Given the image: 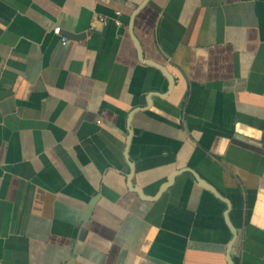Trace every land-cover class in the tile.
Masks as SVG:
<instances>
[{"label": "crops", "instance_id": "0c3cea01", "mask_svg": "<svg viewBox=\"0 0 264 264\" xmlns=\"http://www.w3.org/2000/svg\"><path fill=\"white\" fill-rule=\"evenodd\" d=\"M0 264H264V0H0Z\"/></svg>", "mask_w": 264, "mask_h": 264}, {"label": "built area", "instance_id": "2783aa9c", "mask_svg": "<svg viewBox=\"0 0 264 264\" xmlns=\"http://www.w3.org/2000/svg\"><path fill=\"white\" fill-rule=\"evenodd\" d=\"M119 13H120L119 10H116V11H115V14H116V15H118ZM100 18H101L102 20H105L107 17H106V16H101ZM113 20H114V22H116L117 24L120 23V20H119L118 18H116V17H113ZM52 31H53L54 33H57V34H61V28H60V26H58V25L54 26V27L52 28ZM66 39H67V37L63 35V36H62V41L64 42Z\"/></svg>", "mask_w": 264, "mask_h": 264}, {"label": "water", "instance_id": "95a60500", "mask_svg": "<svg viewBox=\"0 0 264 264\" xmlns=\"http://www.w3.org/2000/svg\"><path fill=\"white\" fill-rule=\"evenodd\" d=\"M76 35H79V34H76Z\"/></svg>", "mask_w": 264, "mask_h": 264}]
</instances>
